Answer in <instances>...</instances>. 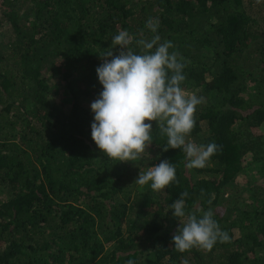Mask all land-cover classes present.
Wrapping results in <instances>:
<instances>
[{"label":"trees","instance_id":"1","mask_svg":"<svg viewBox=\"0 0 264 264\" xmlns=\"http://www.w3.org/2000/svg\"><path fill=\"white\" fill-rule=\"evenodd\" d=\"M149 18L204 100L188 139L222 146L203 168L164 151L154 121L135 162L92 140L99 53L119 30L139 52ZM263 125L264 0H0V264H264ZM165 159L179 184L134 182ZM184 191L186 214L211 209L230 243L174 248L170 205Z\"/></svg>","mask_w":264,"mask_h":264},{"label":"clouds","instance_id":"2","mask_svg":"<svg viewBox=\"0 0 264 264\" xmlns=\"http://www.w3.org/2000/svg\"><path fill=\"white\" fill-rule=\"evenodd\" d=\"M146 27L154 35L151 39L135 40L139 52L132 47L134 37L127 30H119L112 37L111 46L99 53L103 63L96 72L102 91L90 105L94 113L92 140L110 159L135 162L148 152L153 142L154 121L161 135L167 136L164 151L180 149L187 161L185 167L203 168L213 155L222 151V146L214 142L203 145L188 139L203 97L188 93L181 86L188 62L178 52L169 51L173 48L170 40L161 41L157 32L159 21L149 18ZM134 182L141 187L149 186L152 192L179 184L176 168L167 159L140 171ZM188 195L187 191L182 192L170 205L173 216L180 221L172 237L174 248L181 253L193 248L211 251L218 241L230 243L231 238L213 218L211 209L201 210L199 218L195 212L186 214L184 198Z\"/></svg>","mask_w":264,"mask_h":264},{"label":"rangeland","instance_id":"3","mask_svg":"<svg viewBox=\"0 0 264 264\" xmlns=\"http://www.w3.org/2000/svg\"><path fill=\"white\" fill-rule=\"evenodd\" d=\"M186 92H188V93H194V94H196L197 93V91L195 90V91H186ZM63 98L61 97V96H58V97H56V102H58V103H63ZM63 105L64 106H67L68 105V102L66 101V102H64L63 103ZM262 130H264V125H263V127H262ZM254 172H256L255 170H254ZM253 174H256V173H253ZM252 174V175H253ZM247 176H250V175H247V173H246V175L245 174H242V175H240V178H241V182L242 181H245L246 179H247ZM256 176V180H258L259 178H257L258 176H257V174L255 175ZM260 177V176H259Z\"/></svg>","mask_w":264,"mask_h":264}]
</instances>
